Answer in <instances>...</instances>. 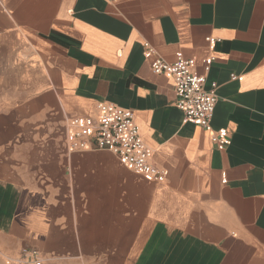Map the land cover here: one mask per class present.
<instances>
[{"label":"crops","instance_id":"obj_1","mask_svg":"<svg viewBox=\"0 0 264 264\" xmlns=\"http://www.w3.org/2000/svg\"><path fill=\"white\" fill-rule=\"evenodd\" d=\"M145 44L216 83L222 149ZM98 101L134 112L161 179L66 149ZM25 247L33 264H264V0H0V264Z\"/></svg>","mask_w":264,"mask_h":264},{"label":"built area","instance_id":"obj_2","mask_svg":"<svg viewBox=\"0 0 264 264\" xmlns=\"http://www.w3.org/2000/svg\"><path fill=\"white\" fill-rule=\"evenodd\" d=\"M144 55L151 57L154 73H168L176 94V106L182 111L185 121H190L211 132V139L222 149L228 142L224 129L214 130L210 121L217 100L216 83L205 87L206 76L191 72L193 60L182 55L168 61L145 44ZM207 60L206 69L210 63ZM235 78V75L231 76ZM66 149L69 151L102 149L112 152L128 168L135 170L148 180H159L165 170L151 161V150L141 139L131 109L107 101H98L95 114L73 116L66 130ZM20 254L27 257L21 264H33L38 255L35 248H22Z\"/></svg>","mask_w":264,"mask_h":264}]
</instances>
